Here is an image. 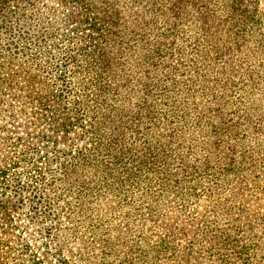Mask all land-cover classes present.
<instances>
[{
	"label": "trees",
	"instance_id": "trees-1",
	"mask_svg": "<svg viewBox=\"0 0 264 264\" xmlns=\"http://www.w3.org/2000/svg\"><path fill=\"white\" fill-rule=\"evenodd\" d=\"M31 1L0 0V264H67L69 221L115 185L146 183V220L164 230L161 197L193 189L224 136L230 166L211 188L233 194L242 175L249 189L212 210L226 221L206 240L226 237L225 264H264L250 208L254 189L264 206V0ZM43 8L55 21L34 24ZM145 229L137 264L182 263L174 237Z\"/></svg>",
	"mask_w": 264,
	"mask_h": 264
},
{
	"label": "rangeland",
	"instance_id": "rangeland-1",
	"mask_svg": "<svg viewBox=\"0 0 264 264\" xmlns=\"http://www.w3.org/2000/svg\"><path fill=\"white\" fill-rule=\"evenodd\" d=\"M45 1L47 2V0ZM125 8H122V11L126 15L129 11ZM43 10V14H41L39 10L33 14L32 20L34 24L43 26L44 22L49 23L52 21L53 23L55 21L54 19L56 18H54L48 10L45 8H43ZM199 96H201L200 93ZM254 98H258V94L254 95ZM228 107H230V109L232 107L236 108L240 107V104L232 103L228 105ZM236 126L238 129L241 127L238 123ZM9 127H11V125H9ZM141 130H143V128H141ZM16 133L23 134V131L22 129L17 130ZM224 134L227 135V132L225 131ZM230 135L232 134L230 133ZM253 136L256 137L257 133H254ZM230 137L231 136H224L223 142H221L222 151H218L216 148L210 149V156L216 161L208 168L209 170L205 174L195 176L196 182H193L195 186L193 189H188L189 185L186 184L176 188L169 197L168 195H165L167 196L166 198L161 197L164 204L158 205L165 210L163 214L164 221L161 223L162 226H165L164 230L163 228H157L158 224L153 225L149 220H146L147 210L155 204L152 203V196L146 193L142 195L144 187L147 185L146 183L137 184L135 188L132 187L131 189L127 184L122 187L121 185H115V187L112 188H104L100 193H105V200L99 202L98 205L91 204L94 207L92 216L80 217L79 219L69 221L75 224H81V233L77 237L63 235V239L67 240L65 248L66 256L64 257L66 263L137 264L141 261V255L145 253L147 237L144 236V233L147 226L151 231L153 230L154 233L159 235L163 234V232L170 234L174 237L173 240L179 242L177 243L179 247L177 253L182 259L181 264H225L226 261L223 258L224 253L226 251V253L231 251L229 245H226V237L220 234L218 235L219 237L215 239V242L211 241V243H209L206 240L207 234L212 229L214 230L217 226H223V223L226 221L222 216L217 219L216 214L212 213V210L214 208L220 209L217 205H219L221 200L224 199L225 201L233 195L237 196L239 200V196H243L249 189L245 181H242V175H240L242 179L237 177L236 181L233 183V185L237 186L233 194H231L233 190L232 185L229 184L218 189L211 188L213 185V176H218L223 171L225 172L228 166H230L228 152L233 142L230 140ZM213 147H216L215 143ZM232 148L233 147L230 148V152H232ZM204 155L205 153L198 155L201 160L199 162H202ZM241 155L242 151L238 148V152L235 155L236 161L240 160ZM218 156L224 157L222 161L218 159ZM224 172L223 174H226ZM65 185V183L59 184L61 187ZM69 185L72 190L76 187L80 188L79 183L78 185ZM81 189L83 188L81 187ZM83 190L88 191L86 188ZM130 190H133L136 194L135 197L137 200L134 204H130L131 201H129L131 195ZM194 191L197 193L195 194ZM210 191H215L216 193L209 198L207 194ZM257 191L254 189L252 193L253 197L250 200V208L254 216H257V214H264V206H260L259 200H256ZM126 194H128V196H126ZM159 201L160 200H158V202ZM64 204L65 208L68 209L67 205H69V203L66 202ZM256 226L255 232L260 234L263 230L258 223ZM153 238L160 239L162 236L156 238L153 235ZM191 240H196L197 244L186 243L187 241L189 243ZM236 250L238 254H240V248L238 247ZM257 251H260L258 246L255 248V252H253L256 256ZM195 253L196 255L194 256ZM220 256L221 259H218L217 257ZM236 259H238L237 261L241 260L239 258ZM184 260H188V262Z\"/></svg>",
	"mask_w": 264,
	"mask_h": 264
}]
</instances>
